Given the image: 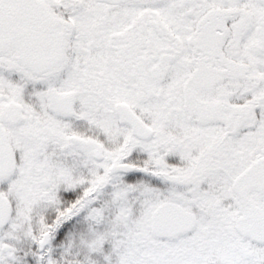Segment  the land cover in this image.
Masks as SVG:
<instances>
[{"label": "snow or ice", "instance_id": "obj_1", "mask_svg": "<svg viewBox=\"0 0 264 264\" xmlns=\"http://www.w3.org/2000/svg\"><path fill=\"white\" fill-rule=\"evenodd\" d=\"M0 264H264V0H0Z\"/></svg>", "mask_w": 264, "mask_h": 264}]
</instances>
